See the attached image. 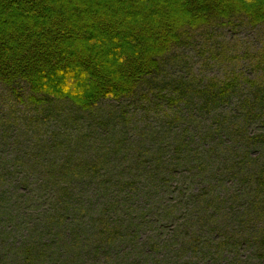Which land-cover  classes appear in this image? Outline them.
Wrapping results in <instances>:
<instances>
[{
    "label": "trees",
    "instance_id": "1",
    "mask_svg": "<svg viewBox=\"0 0 264 264\" xmlns=\"http://www.w3.org/2000/svg\"><path fill=\"white\" fill-rule=\"evenodd\" d=\"M243 17L264 26V0H0V127L31 148L13 166L24 264H264V131L218 112L226 86L184 92L138 142L112 112L100 132L68 111L168 89L190 31Z\"/></svg>",
    "mask_w": 264,
    "mask_h": 264
},
{
    "label": "rangeland",
    "instance_id": "2",
    "mask_svg": "<svg viewBox=\"0 0 264 264\" xmlns=\"http://www.w3.org/2000/svg\"><path fill=\"white\" fill-rule=\"evenodd\" d=\"M162 79L170 82L169 88L155 89L153 95L139 94L131 100L105 101L89 114H77L71 108L68 111L78 122L93 124L100 132L108 130L102 125L103 116L112 112L128 125L129 142H138L136 126L150 125L159 129L164 123L170 124V119L179 117L182 103L173 102L180 101V95L186 99L184 92L199 90L204 94L203 89H208L205 93L208 97L211 91L217 93L226 86L227 102H223L221 109L219 106L218 112L229 116L234 114L235 107L242 108L246 118H254L250 129H255V133L264 131V26H253L243 17L190 31L185 43L168 56L158 81ZM168 90L174 91L173 99L167 94ZM15 108L31 109L28 103H17ZM11 110L13 98L10 99L0 86V118L9 116ZM44 114L51 119L63 118L56 106L47 108ZM4 124L12 126L13 123L5 121ZM16 133L0 127V264H24L19 247L26 232L18 226L19 219L13 217V166L18 170L25 168L14 158L18 153L31 152V148L25 146L24 139L18 140Z\"/></svg>",
    "mask_w": 264,
    "mask_h": 264
}]
</instances>
